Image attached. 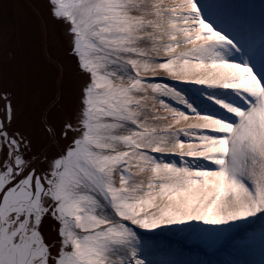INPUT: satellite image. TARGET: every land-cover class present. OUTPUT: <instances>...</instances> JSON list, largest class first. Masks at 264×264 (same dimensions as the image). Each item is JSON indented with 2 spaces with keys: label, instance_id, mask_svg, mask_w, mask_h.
Listing matches in <instances>:
<instances>
[{
  "label": "snow or ice",
  "instance_id": "snow-or-ice-1",
  "mask_svg": "<svg viewBox=\"0 0 264 264\" xmlns=\"http://www.w3.org/2000/svg\"><path fill=\"white\" fill-rule=\"evenodd\" d=\"M46 5L82 83L38 151L0 97V264H155L149 234L192 221L264 247V4Z\"/></svg>",
  "mask_w": 264,
  "mask_h": 264
},
{
  "label": "bare ground",
  "instance_id": "bare-ground-1",
  "mask_svg": "<svg viewBox=\"0 0 264 264\" xmlns=\"http://www.w3.org/2000/svg\"><path fill=\"white\" fill-rule=\"evenodd\" d=\"M231 2L255 9L259 23V9L264 0ZM15 16L26 88L13 127L27 134L38 151L48 147L42 119L46 117L59 127L70 114L82 80L69 52L66 26L49 16L46 0H16ZM12 56V49L0 52L2 59L11 60ZM213 227L192 221L188 225L158 229V236L151 237L149 258L155 264H259L264 257L258 233L237 228L209 236L203 231Z\"/></svg>",
  "mask_w": 264,
  "mask_h": 264
},
{
  "label": "water",
  "instance_id": "water-1",
  "mask_svg": "<svg viewBox=\"0 0 264 264\" xmlns=\"http://www.w3.org/2000/svg\"><path fill=\"white\" fill-rule=\"evenodd\" d=\"M15 3L16 0H0V52L7 49L13 52L11 60L0 58V97L7 94L17 110L24 97L26 79L18 43ZM3 104V99H0V109Z\"/></svg>",
  "mask_w": 264,
  "mask_h": 264
},
{
  "label": "rangeland",
  "instance_id": "rangeland-1",
  "mask_svg": "<svg viewBox=\"0 0 264 264\" xmlns=\"http://www.w3.org/2000/svg\"><path fill=\"white\" fill-rule=\"evenodd\" d=\"M162 79H163V80H165L164 78H162ZM233 230H234V229H233ZM157 231H158V229H157V230H155V232H154V233H151V234H149V235H150L151 237H154V238H155V237H157V236H158V234H159ZM231 233H232V232H231ZM221 241L223 242L224 240H221Z\"/></svg>",
  "mask_w": 264,
  "mask_h": 264
}]
</instances>
